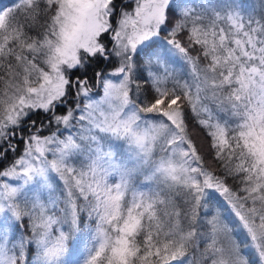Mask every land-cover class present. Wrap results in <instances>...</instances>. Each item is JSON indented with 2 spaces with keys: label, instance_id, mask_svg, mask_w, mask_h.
Instances as JSON below:
<instances>
[{
  "label": "snow or ice",
  "instance_id": "snow-or-ice-1",
  "mask_svg": "<svg viewBox=\"0 0 264 264\" xmlns=\"http://www.w3.org/2000/svg\"><path fill=\"white\" fill-rule=\"evenodd\" d=\"M10 156L0 264H264V0L0 6Z\"/></svg>",
  "mask_w": 264,
  "mask_h": 264
},
{
  "label": "rangeland",
  "instance_id": "rangeland-1",
  "mask_svg": "<svg viewBox=\"0 0 264 264\" xmlns=\"http://www.w3.org/2000/svg\"><path fill=\"white\" fill-rule=\"evenodd\" d=\"M129 4V10H130V4H131V0ZM194 132L196 134L195 136V142L197 143L198 147H200L201 150V154L205 156V159L208 163H211L209 156H208V140L207 138L197 129H194ZM207 151V152H206Z\"/></svg>",
  "mask_w": 264,
  "mask_h": 264
},
{
  "label": "trees",
  "instance_id": "trees-1",
  "mask_svg": "<svg viewBox=\"0 0 264 264\" xmlns=\"http://www.w3.org/2000/svg\"><path fill=\"white\" fill-rule=\"evenodd\" d=\"M12 2V0H0V6H3V5H8V4H10ZM248 2L250 3V4H255V5H259V3H260V0H248ZM126 3H130V0H126ZM192 125H195V120H193L192 121ZM194 129H198L206 138H207V140H208V142L210 143V139H209V137L206 135V133L202 130V129H200L198 126L197 127H195ZM21 147H23L22 145H21ZM207 152V151H206ZM13 159V157H9V159L7 160V161H5L4 162V165H0V167H2V166H5V165H7L8 163H10L11 162V160Z\"/></svg>",
  "mask_w": 264,
  "mask_h": 264
}]
</instances>
